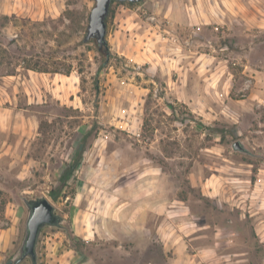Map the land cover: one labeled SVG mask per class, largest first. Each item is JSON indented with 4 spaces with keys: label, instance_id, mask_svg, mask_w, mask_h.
I'll use <instances>...</instances> for the list:
<instances>
[{
    "label": "rangeland",
    "instance_id": "obj_1",
    "mask_svg": "<svg viewBox=\"0 0 264 264\" xmlns=\"http://www.w3.org/2000/svg\"><path fill=\"white\" fill-rule=\"evenodd\" d=\"M95 3L0 18V229L17 251L22 198L45 195L67 222L39 264H264V0L115 2L108 64Z\"/></svg>",
    "mask_w": 264,
    "mask_h": 264
},
{
    "label": "water",
    "instance_id": "obj_2",
    "mask_svg": "<svg viewBox=\"0 0 264 264\" xmlns=\"http://www.w3.org/2000/svg\"><path fill=\"white\" fill-rule=\"evenodd\" d=\"M141 0H96L88 17L85 41L95 40L99 51L107 48V19L113 2L136 4ZM242 142H235V150H243ZM22 202L27 210L24 236L17 251L5 264H39V244L45 229H63L66 219L58 212L51 200L45 196L24 197Z\"/></svg>",
    "mask_w": 264,
    "mask_h": 264
},
{
    "label": "crops",
    "instance_id": "obj_3",
    "mask_svg": "<svg viewBox=\"0 0 264 264\" xmlns=\"http://www.w3.org/2000/svg\"><path fill=\"white\" fill-rule=\"evenodd\" d=\"M56 0H0V18L7 16L17 17H28L32 20H41L50 14L56 13ZM4 29L3 27H1ZM14 75L8 74H0V78H11ZM17 77L19 75H16ZM6 84V83H5ZM190 220V219H186ZM159 231L162 242L166 246L167 249L170 247L176 248L177 251H182L185 247L184 243H181V240L185 242L186 238L182 235H170L169 233H164V229L162 227ZM18 237V228L16 226H10L5 229H0V258L3 257V254H13L15 249L14 243L17 241ZM23 236L21 238L22 242ZM177 243L179 246H174ZM216 242L215 244H217ZM18 244V243H17ZM173 245V246H172ZM205 250V251H204ZM203 251L208 255L209 253H213L215 247H206ZM16 252V251H15ZM201 256V255H200ZM198 257L197 253L189 255L188 258L179 257V261H185V264H191L194 262V259ZM184 259V260H183Z\"/></svg>",
    "mask_w": 264,
    "mask_h": 264
},
{
    "label": "trees",
    "instance_id": "obj_4",
    "mask_svg": "<svg viewBox=\"0 0 264 264\" xmlns=\"http://www.w3.org/2000/svg\"><path fill=\"white\" fill-rule=\"evenodd\" d=\"M114 3L115 2H113V4ZM100 53H102V55H104V62H105V64H108L109 63V60H110V52L109 51H106V50H102V51H100ZM81 155L82 154H79L77 156V158L72 163H70L67 166V168L65 169V171L63 172V174L61 176V179H60V182H61V184L64 187H65V185L68 184V181L71 179V177L74 175V173L76 172L77 168L79 167L80 162H81ZM62 191H63L62 190V187H58L56 190L54 189L51 192V195H50L51 198H53L55 201L59 200Z\"/></svg>",
    "mask_w": 264,
    "mask_h": 264
}]
</instances>
